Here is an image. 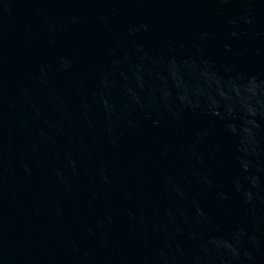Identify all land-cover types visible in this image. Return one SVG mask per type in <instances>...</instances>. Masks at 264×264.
Here are the masks:
<instances>
[{"label":"water","instance_id":"obj_1","mask_svg":"<svg viewBox=\"0 0 264 264\" xmlns=\"http://www.w3.org/2000/svg\"><path fill=\"white\" fill-rule=\"evenodd\" d=\"M0 264H264V0H0Z\"/></svg>","mask_w":264,"mask_h":264}]
</instances>
